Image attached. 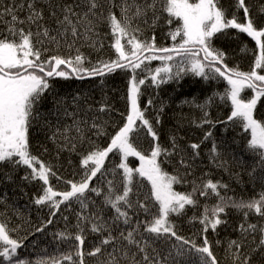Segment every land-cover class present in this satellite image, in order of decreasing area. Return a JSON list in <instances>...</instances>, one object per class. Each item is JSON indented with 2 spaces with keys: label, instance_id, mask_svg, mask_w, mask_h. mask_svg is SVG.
I'll use <instances>...</instances> for the list:
<instances>
[{
  "label": "snow or ice",
  "instance_id": "6c2138e0",
  "mask_svg": "<svg viewBox=\"0 0 264 264\" xmlns=\"http://www.w3.org/2000/svg\"><path fill=\"white\" fill-rule=\"evenodd\" d=\"M0 24V182H15L23 170L22 182L39 185L31 202L48 209L49 218L35 231L44 232L61 214L65 229L54 235L69 244L68 252L34 264H86V258L92 264H220L209 233L226 229L230 213L241 222L225 258L264 264V0H12L0 6ZM158 32L170 45L158 43ZM224 39L251 52L249 70L229 63L228 51L217 46ZM117 73L126 80L124 111L109 95V79ZM188 77L210 90L202 100L185 97L178 105L200 113L189 123L203 137L182 143L177 121L164 143L168 104L145 98V90L158 96L165 85L182 88ZM61 81H87L89 87L62 93L56 87ZM221 83L223 91L214 87ZM220 105L228 115L213 119L211 109ZM217 125L236 132L231 143L217 141ZM36 134L44 137V153L51 143L57 158L68 153L69 165L77 157L79 180L64 179L55 164L34 154ZM141 139L148 140L147 149ZM110 154L119 161L109 169ZM232 164L243 171H232ZM213 170L237 185L246 174L262 190L245 198ZM59 183L65 190L57 189ZM66 212L75 215L74 231ZM184 218L199 225L196 239L181 233ZM13 231L0 222V264H33L18 254L22 242Z\"/></svg>",
  "mask_w": 264,
  "mask_h": 264
},
{
  "label": "trees",
  "instance_id": "16d2710c",
  "mask_svg": "<svg viewBox=\"0 0 264 264\" xmlns=\"http://www.w3.org/2000/svg\"><path fill=\"white\" fill-rule=\"evenodd\" d=\"M20 0H16L18 4ZM255 2V0H253ZM12 5V0H0V6L2 5ZM21 16L24 15L23 12L20 13ZM0 27H3L0 24ZM107 31V29H105ZM146 35H150V33H146ZM163 33H157V40L162 46H168L170 41H163L162 39ZM247 40V38H245ZM249 48L253 47V43L251 41H247ZM106 44L108 41L105 42ZM217 46L224 47L230 56L229 63L230 64H238L242 70H249L251 64V52L244 53L239 50L237 43L233 42L231 39H224L217 42ZM87 51V50H85ZM105 55H110L111 52L109 49L105 48ZM95 59V56H93ZM158 61L153 62L152 65H158ZM109 95L113 98V103H115L116 108L120 111H124V102L120 99V96L123 94L126 80L125 78L117 73L112 78L109 79ZM57 89L62 93L64 92H72L77 88H82L87 91L89 87V82L85 81L83 83L79 81H68V82H59L56 85ZM214 87L218 88V90L223 91V84L215 85ZM209 89L203 85L201 81L193 80L191 77H188L183 82L182 88H177L175 84L165 85L159 90V95L156 96V92L152 88H147L145 90V98L151 96L156 99L157 104L160 101H164L168 104V107L165 108L164 115V124L161 128L162 132V141L167 143V132L170 128H172L177 121H181L182 127L180 129L179 135L183 136L185 139L184 142H199L203 137V131L201 129L196 128L194 125L189 123L190 120L196 119L199 117L200 113L194 109H189L187 106L178 107L180 100L185 97L191 98L193 96L202 100L205 95L209 93ZM96 100L100 99L99 91H95L93 93ZM50 106V105H49ZM260 108V104L257 106ZM264 111V109H261ZM229 109L224 107L223 105L213 107L211 109V114L213 119H225L228 115ZM151 111L149 115L151 116ZM114 119L119 121V115L113 114ZM185 117V119L181 120V116ZM111 131V129H110ZM215 138L219 141L221 138H224L226 141L231 143L233 137L236 136V132L232 129H229L227 133L223 131V125H217L215 129H213ZM145 143V147H141L142 149L148 148V140L142 139ZM44 137L41 134H36L32 137L33 143V152L38 155L43 161L51 162L57 166L59 175H61L64 179H75L79 180L80 170L75 165H69L68 163V153H63L59 158L56 156L55 149L51 143L47 144L49 151L47 153L43 152L41 144H43ZM101 144L106 145L107 139H101ZM211 147V142L206 141L201 146V154L204 160V164H207V152ZM76 156L73 155L71 159L73 162H77L74 159ZM109 158H115L111 161V165L107 166L109 169L113 166V161H119L118 156H113L110 154ZM109 160V159H108ZM107 160V161H108ZM130 160V159H129ZM133 166H138V164L134 162H130ZM76 164V163H73ZM232 171H243L238 168L236 165H230ZM204 166L202 165V168ZM171 170V169H169ZM205 170H207L205 168ZM24 172L21 170L15 176V182H0V222H4L7 227L15 231L12 232L13 238L18 239L22 242L21 249L18 250V254L21 255L22 258L29 259L34 262L37 259L45 258L47 259L50 256L59 257L62 253H66L69 251V244L67 242H61L54 234L63 231L61 227L57 224V219H55L52 225H49L44 232H36L35 229L37 226L41 225V223L47 220L48 217V209L42 208L38 209L35 206L31 199L33 195H35L39 190V185H29L20 180V177L23 176ZM214 178L220 179L222 178L226 182L229 181V176L226 172H222L220 170H213ZM2 176H0V180H2ZM105 179H112L111 175L105 177ZM119 177H117V180ZM243 184L237 185L232 183V186L236 189L237 194H242L245 198L258 196L259 192L262 190L259 184L253 187L248 183L247 175H243ZM55 184V181L53 182ZM96 184V180H93V185ZM58 190H65L66 185L63 183L56 184ZM242 188L244 191L242 192ZM193 213L191 210L188 212V216H191ZM72 218H75L72 215ZM229 226L224 229L219 230V235H215L213 233H209V238L213 240V252L216 255L217 259L220 261V264H230V261L225 258V247L227 245L228 240L236 239L239 236V232L234 229L241 222V216L236 213L229 214ZM258 217L253 215L250 217V221L256 223L258 221ZM181 225V233L185 236L196 239V235L198 233L199 225H190L187 221V218L179 221ZM65 229V228H64ZM90 240L93 239L91 236ZM221 241L220 245L215 244V240ZM199 242V241H198ZM67 264V262H65ZM86 264H92L91 260H87Z\"/></svg>",
  "mask_w": 264,
  "mask_h": 264
},
{
  "label": "rangeland",
  "instance_id": "374dc122",
  "mask_svg": "<svg viewBox=\"0 0 264 264\" xmlns=\"http://www.w3.org/2000/svg\"><path fill=\"white\" fill-rule=\"evenodd\" d=\"M170 45V44H169ZM157 65H152V67H156ZM139 146L140 147H145V143H144V141L141 139L140 141H139ZM75 160H76V157L74 158ZM115 158H109V160L107 161L106 160V162H105V164H106V167L107 166H110L112 163H111V161L112 160H114ZM130 159V162H134V163H136V164H138V161H136L135 160V158H129ZM46 162V161H45ZM51 163V162H50ZM73 163H76V161L75 162H73ZM73 165H75V164H73ZM79 178H80V175H79ZM74 207L75 208H77L78 209V206L77 205H74ZM64 215H68L69 216V221H68V229L69 230H71V231H74V229L72 228V225H74L75 224V218H72V215H74L72 212H66V213H63ZM75 216V215H74ZM57 222H58V226L59 227H61V229H63L64 230V228H65V222H64V220L61 218V214H58L57 215ZM89 240H90V238H89Z\"/></svg>",
  "mask_w": 264,
  "mask_h": 264
}]
</instances>
